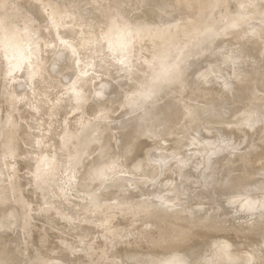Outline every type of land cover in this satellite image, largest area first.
Masks as SVG:
<instances>
[{
    "label": "rangeland",
    "instance_id": "rangeland-1",
    "mask_svg": "<svg viewBox=\"0 0 264 264\" xmlns=\"http://www.w3.org/2000/svg\"><path fill=\"white\" fill-rule=\"evenodd\" d=\"M199 1L200 0H193L192 2L191 0L188 3V0H0V65L3 62L5 63L4 68H2L3 71H0V130H3L8 125V133L7 130L4 129V132L6 131L8 135L0 131L1 142L2 140L4 141L5 137L12 135V133L14 135L10 136V139L6 138L9 140L8 144L0 142V144L5 145H0V150L2 147H5L4 149L2 148L4 151H0V193L2 188H6L4 192L7 193L6 197L8 198L7 201L5 197L4 202L7 203L5 204L0 197V203L1 205L4 203L3 206H1L2 208L5 207L7 209L9 206V213H11L14 208L17 211L29 204V210L30 208H34L36 211L35 214L37 215L35 216L32 209L31 212H28V208L25 210L27 206L23 208V211H17L18 213L14 210V213H11L13 217L9 214V219L10 217L12 219L7 220L9 226L14 222V225L12 224L13 228L11 227L12 225L10 226L12 230L8 228L9 226L7 227V229H10L8 231L11 233L8 232L6 235L5 233L7 230L5 228L3 229V227L1 228L3 231L0 230L3 232H0V244H2L0 247H6L5 249L7 250L9 249L7 247H12L11 251L15 250L16 252H20H8L10 253V257L15 256L13 257L15 258L14 264H16V259L21 264V261H24L23 258L25 255L23 254L29 250V244L24 242V246V243L22 244L21 242L24 239L22 235L24 236L25 233L28 235L27 240L31 244L30 248L33 246L31 250L37 249L33 251V254L36 253L39 256L44 254V256L48 257L54 264H129L130 262L128 263V261H132L131 264H133V262L137 264L134 259L126 258V248L133 252L142 253L141 250L144 249L143 247L148 246L146 242L148 241L147 239H150L153 233L156 232L155 226L160 227L161 224L163 226V224L166 225L168 222V224H171L170 226L174 227L173 232L175 233H173V235L176 236L175 240H173L174 236H172L173 241L171 240L174 243V248L177 247L174 252L177 254L181 251L179 253L181 254L183 250V252L189 250L188 255L191 257V261H185L186 264H193V262L200 263V259L198 260V257H194L193 255L194 252L196 253V250L199 249L201 253H206L207 256L209 253L210 258L212 256L211 259H215L214 264L219 263L217 261H220L221 264H225V262L226 264H230V261L222 257L220 253L225 246L229 248L230 244H232L234 248L233 249L231 246V250H245L248 254L250 253L249 255L252 257L247 256V253L244 255L252 260L251 264H264V238L262 236L256 238L250 237L255 236V233L257 234L259 231L264 233V227L263 229L260 227L262 223L264 225V101L261 100L264 99V32L261 31L262 27L264 29V7L261 9V4L264 5V1L260 0L263 2L261 3L259 0H234L231 1V3L230 0H221L224 2H221V4L219 2L220 0H212L218 3L216 7H214L215 9L213 8L215 3L211 2V0H203L211 3L209 6L208 3L206 4L204 2L206 4L204 5L202 0ZM226 3H229L230 6H226ZM223 4H226V7ZM162 5H164V9ZM197 5L198 7L206 6V9H204V7L201 8V10L204 9L205 11H208V7L212 6L210 14L212 12L214 14L212 13V15H210L209 13H204V10H202L204 12L201 14V10L197 8ZM221 6L225 9H222ZM220 7L221 10H223L221 11L223 14L218 12V10L220 11ZM216 10L218 14H216ZM245 10H248L249 16L245 13ZM242 11L244 12L242 13ZM249 11L253 13L250 12V14ZM244 13L248 17L245 16ZM208 14L209 16H207ZM242 17L247 18V21ZM254 17L255 19H253ZM219 19H221V22ZM239 22L242 23H240L243 26L242 28L240 24V26H236ZM247 22H249V24ZM243 23L246 24V26L243 25ZM169 24H172L173 27H170ZM164 25L168 30L170 29V34L167 28H164ZM223 26H225V28H223ZM251 26L253 27L252 30ZM234 27L236 29H234ZM171 28H174V30ZM210 29L212 31H210ZM215 29H218L220 32H214V34L213 31H215ZM259 29L261 31L260 33ZM166 31L167 33L165 35ZM203 32L205 34L210 32L212 35L209 33L210 35L208 34L206 38ZM233 32L235 34H233ZM245 32L247 37H245ZM171 33L174 37H172ZM200 33L204 36L201 37ZM168 34L169 36L171 35L170 37L172 39L170 37L167 38ZM199 37L202 39L201 43L199 42ZM203 39H207L206 41L208 42ZM197 43L202 46H199ZM203 43L206 45L204 46ZM196 46L201 48H195ZM176 47L181 53L178 51L176 53ZM196 49L198 50L196 51ZM188 51L192 56H189L190 53ZM168 54L171 55L168 56ZM172 55L175 57H172ZM242 56L243 58H241ZM171 59L173 61H170ZM201 60H206L208 65L204 67L201 74H199L201 76L200 79L198 78L197 80V73L194 70ZM164 62H167V65ZM170 62L173 63V65L170 64ZM64 64L66 72L68 71L67 73L65 72V68H63ZM61 65L63 71H60ZM217 68L218 70L222 69L223 72H227L226 74L231 76V84H233L232 90L236 93L235 99L231 95H227L226 90L229 88L226 84V79L216 78L215 74L211 76L207 74L209 70ZM179 69H182V71ZM58 70L60 71L59 73L63 72L64 74H61L67 77L52 74L54 71L58 72ZM251 71L256 73V75H254L256 78H249L251 77L249 73ZM9 73L13 75H9ZM6 74L7 77L14 76L15 78H12L15 82L8 85L7 81H5ZM240 74L247 76L246 79H243ZM23 75L27 77L24 78ZM164 75H168L173 83L171 82L168 85L162 84L161 87L160 84ZM19 77H21V81L18 80ZM68 77L71 78L69 81L66 80ZM209 77L211 79H207ZM26 78L28 79L24 82ZM195 83L197 84L196 87L193 86ZM19 84H21V86H19ZM22 84H24L25 88ZM189 86L194 87L193 92H190ZM21 87L25 90H20L22 89ZM111 88L114 92L109 94L110 91H112ZM99 90L100 92L98 93ZM19 92L20 95H18ZM7 97L10 98L9 101L6 100ZM211 98L213 99L211 100ZM11 100L13 102H11L12 104L10 103V105L9 102ZM217 101L219 104L222 102L224 105L218 106ZM193 103L196 104L192 105ZM203 103L207 104L209 108L202 106ZM198 104H202L201 106L204 107L203 109L206 107V109H209L212 113H208L206 109L202 110V107L199 108L200 106ZM170 106H177L179 109V114L176 117H171L166 114L167 108ZM210 106H212V108H210ZM217 106L219 109H217ZM193 107L195 109L197 107L198 111H194L193 109L192 112H189V109ZM242 107H247L244 109L245 112ZM260 107L262 109H260ZM246 109L250 111L249 115L246 116L247 119L244 115L245 113L248 114ZM142 110H146V112L139 115ZM12 111L14 113H12ZM193 111L195 115H192L194 114ZM201 111L205 114L201 113ZM196 112H198L199 115H197ZM12 115H15L18 119H15V116ZM215 115L220 124L213 118L216 117ZM242 115L245 121L248 120V123L241 118ZM200 116L205 118L208 116V118L198 119ZM10 117L12 122H10ZM136 117L137 119L134 123H131L132 125H127L129 120L131 121ZM209 117L212 121L209 120ZM218 117L219 119H223L219 120ZM7 118L8 120H6ZM238 119L243 122H240ZM184 120H186V122ZM6 121L9 122L4 123ZM183 122L184 124H179ZM242 123H247V125ZM14 125H16V129H14ZM17 125H19V129H17ZM177 125H179V127H177ZM182 125L185 126L182 127ZM217 125H219V127ZM241 125L243 127H241ZM20 126L23 129L20 128ZM10 127L15 131H11L12 129ZM233 127H235V130ZM237 127H240V129ZM9 128L11 133H9ZM152 129L156 130L158 134H152V136L149 132V130L152 131ZM17 130L22 131L18 132ZM170 131L171 135L169 133L170 136L168 135L166 138V135ZM133 134L135 137H131ZM144 134L146 136L149 135L148 139L143 136ZM2 135H5L4 139ZM150 137L151 140L152 137H157L159 141L157 142V140H155L156 138H153V141H151L149 139ZM141 138L150 140L148 141L149 143L145 140V145L147 143H155V141L156 144L153 143L151 146L147 144L150 146L149 149L147 145L146 147H141L144 142ZM160 138L164 139L162 140ZM191 144L192 146H190ZM132 147L135 148V153V150L138 149L137 154L133 153ZM59 149L64 152L61 151V154ZM23 152L26 154L27 159H23L22 161L21 156L25 155ZM58 155L59 158H56ZM60 155H63L64 158L66 156L67 161L72 158L70 161L72 163L76 162L74 167L71 168L68 162L67 165H64L66 162L62 163L64 158H60ZM30 158L34 160L31 161ZM117 158L120 162L123 161L121 163L127 165L128 169L125 165L123 168L122 164L117 162ZM131 158L134 160L137 159L135 160L136 162L138 161L136 164L140 162L138 167L134 164L138 170L140 164L141 167L143 164V168L138 172L129 173L135 170L131 169L129 171V168H131L130 166L135 167L132 164L133 161L129 162L132 160ZM57 159L63 160L62 162L59 160V162ZM253 160L258 161L253 163ZM125 161L127 162L124 163ZM165 165L166 168H168V166L171 167L173 171L170 172L168 171L170 168H165L166 171L164 172L163 170L162 173V169H164ZM262 165L263 167H261ZM67 166L70 168L64 169ZM121 166L123 170H121ZM93 167L94 170L92 169ZM85 170L86 172H84ZM100 170H104L103 174H101L102 172ZM65 171L66 173H64ZM82 172L85 173V176L87 175V179L81 177L83 174ZM96 172L99 173L100 176L95 174ZM21 174L23 177L20 176ZM17 176L19 177L17 178ZM33 176L37 178H33L32 180ZM38 176L40 178H38ZM224 176H228V180L221 183V178ZM239 176L240 179L238 178ZM241 177L243 178L241 179ZM19 179H21V183ZM36 179H38L37 182ZM96 179L97 181H95ZM149 180H151V184ZM17 181L18 184H16ZM32 181L36 184L42 182L44 186L42 187L41 183L35 186L36 184ZM251 181L253 182L251 183ZM96 182H98V186ZM247 182L250 186H248L249 184ZM21 184L23 187H21ZM109 184L111 188L108 186ZM32 185L34 186V190ZM92 185L94 186L92 187ZM9 186H12V188H9ZM115 186L116 189H114ZM21 188H23L24 191ZM94 188H96V190H94ZM16 189L23 191L24 199L22 197L18 199L21 193ZM9 190H13V193ZM86 190H88V192L89 190L93 191L89 193H94V196L92 195L91 198L88 192L89 195H87V193L85 194ZM97 190L100 191V193ZM103 190L106 192L105 194ZM154 190L157 191L155 192ZM95 191H97V193H95ZM257 191H262V194ZM8 192H10L12 196ZM242 192L245 194L243 195ZM252 192L253 194L255 193V197L259 196L260 198L256 199L252 196ZM30 193H32V195ZM246 193L250 199L246 197ZM230 194L233 195L234 198L238 196L239 204L244 207L242 206V208H239L240 205L236 204L237 198L236 201L234 198L226 200L229 204V200H231L234 206L227 204L224 197ZM240 194H242V196H240ZM8 196H11L10 199ZM251 197L254 198L251 199ZM93 198L95 200L94 203L92 202ZM185 199L186 203L189 202L190 204H181V206H179L174 204L175 201H171L176 200L179 201L177 203L180 204V202L185 203L182 202ZM242 199L246 201L249 208L243 203L244 200ZM258 199L260 201L262 200L263 203L262 201L260 203ZM22 200L25 201L23 202ZM168 200L171 202L169 203ZM249 200L253 201L250 202ZM15 201L16 203L18 201L22 202L21 204L18 202L21 207L20 209H18L19 205L15 204ZM222 201L225 206L223 203L222 205L220 204ZM13 203L18 208L15 206L13 208ZM251 203L255 205H251ZM258 203L263 206L261 207ZM22 204L25 205L22 206ZM195 205L197 207H195ZM237 205L239 207L236 208L235 206ZM254 206H256V208ZM250 207L251 209L253 208L254 211L250 210ZM240 209L241 212L239 211ZM255 209L256 211L260 209L259 214H263L259 215L257 213L258 211L256 212ZM206 210L208 212H206ZM249 210L253 214H251ZM19 213L20 215L18 216ZM29 213H31L32 216H30ZM200 213H204V215L202 216ZM24 214L27 216V220L31 218L30 221L24 218V221H27L26 223L29 222V231L31 232L28 231V224L21 221L23 217H26ZM197 214L201 216H197ZM213 214L216 217H214ZM189 215H191V217ZM14 216L16 219L20 220H18L16 224ZM17 216L23 217H20V219L17 218ZM210 217L212 220H210ZM47 218L48 220H45ZM216 218L220 220L218 221ZM38 219L46 224L39 223ZM43 220L45 221L43 222ZM193 220H195L194 223ZM48 221L50 223H48ZM150 221H155V224L152 222V225L154 224L153 231H155L152 232L151 230V233L148 228H145ZM216 222H218V224ZM31 223L32 225L34 224V226H32ZM56 223H60V225ZM259 223L260 225H258ZM15 225L18 229L14 227ZM21 225L27 226L28 229ZM20 226L23 228V230L21 228L22 232H24L23 234L19 230ZM177 226L179 227L178 229H176ZM187 226L191 227L188 228ZM253 231L254 235H252ZM131 232L134 233L132 234ZM148 232L151 235L146 238L149 235ZM176 232H178V235H176ZM3 235L6 237L8 236L7 239ZM2 236L3 239L1 238ZM128 236L130 238H128ZM227 237L233 238V240ZM18 238L19 240L21 238L23 239L18 241ZM94 240H98V242L95 241V243ZM120 241L121 244L119 243ZM177 241L181 243L180 246H178ZM224 241H226V244L230 243L225 245ZM231 241H233V243H231ZM7 242H9V244L11 243V245ZM16 242H18V244ZM19 242H21V244ZM211 242L215 243L212 244ZM5 243L9 246H7V244L5 245ZM160 243L161 245H158V247L166 246L165 243L167 242L160 241ZM218 243H221L222 246L220 244L218 245ZM15 244H20V246H16ZM223 244L225 245L224 247ZM22 245L26 248V251ZM217 245L221 247L219 248ZM21 246L25 253L23 250H20ZM182 246L187 250L181 248ZM214 246L220 251L218 252L216 247L213 248ZM17 247L19 248L17 249ZM202 247H204V250H201ZM211 247L213 248V251H211L212 253L208 250ZM146 250L140 255L143 257H150V250ZM207 250L209 252H207ZM6 251L3 253H7ZM22 251L23 253L21 254ZM121 251L125 253L123 254ZM145 251L149 253L147 254L149 256L146 255ZM168 252L169 251L161 252L160 255L165 253L167 255H164L168 256ZM214 252L216 254H214ZM14 254L17 256L19 255L21 258ZM89 254L91 255L90 259L88 257L90 256ZM170 254L173 253H169V255ZM124 256L125 258H123ZM217 257L219 259L216 260ZM220 259H222V261L224 260L223 263ZM86 260L88 262H86ZM152 262L153 261H150V264H154V262ZM162 262L165 263V261Z\"/></svg>",
    "mask_w": 264,
    "mask_h": 264
},
{
    "label": "bare ground",
    "instance_id": "bare-ground-1",
    "mask_svg": "<svg viewBox=\"0 0 264 264\" xmlns=\"http://www.w3.org/2000/svg\"><path fill=\"white\" fill-rule=\"evenodd\" d=\"M190 1H191V0H188V3H189ZM200 1H201V0H200ZM200 1H199V2H200ZM202 1H203V0H202ZM205 1H206V0H205ZM205 1H203V4H204V5H206V4L208 3V6H209V4H211V3H209V2H205ZM207 1H208V0H207ZM214 1H215V0H214ZM214 1L211 0V2H214ZM216 1H219V0H216ZM223 1H226V0H223ZM231 1H234V0H230V2H231ZM257 1H258V0H257ZM259 1H260V0H259ZM263 1H264V0H263ZM120 2H121V1H120ZM184 2H185V1H184ZM192 2H193V0H192ZM199 2H198V4H199ZM204 2H205L206 4H205ZM219 2L221 3L222 1L220 0ZM230 2H229V3H230ZM260 2L263 3L262 1H260ZM185 3H186V2H185ZM195 3H196V2H195ZM214 3H215V2H214ZM214 3H213V4H214ZM222 3H224V2H222ZM222 3H221V4H222ZM229 3H226L227 5H226V4H223V5H224V6H225V5H226V6H230ZM231 3H232V2H231ZM116 4H117V3H116ZM118 4H119V3H118ZM120 4H121V3H120ZM200 4H201V3H200ZM216 4H218V3H215V6H213V8L216 7ZM179 5H180V4H179ZM195 5H196V4H195ZM223 5H222V6H223ZM259 5H260V4H259ZM119 6H120V5H119ZM202 6H203V5H202ZM217 6H218V5H217ZM219 6H220V4H219ZM222 6H221V7H222ZM226 6H225V7H226ZM242 6H243V5H242ZM261 6H262L261 9H262V8L264 7V5L261 4ZM203 7H204V6H203ZM203 7H198V5H197V8H200V10H201V8H203ZM205 7H206V6H205ZM205 7H204V9H206ZM221 7H220V11H219L218 9H217V10H218V12H220V13L223 14V12H221V11H223V10H221ZM258 7H259V6H258ZM162 8H163V9L165 8L164 5H162ZM208 8H209V9L211 8L210 10L208 9L209 12H208L207 10H206V11H207V12H206L204 9H202V10H204L205 12L201 10V14H202V12H204V13H209V14H210V11H212V6H210V7H208ZM240 8H241V7H240ZM245 8H246V7H245ZM121 9H122V7H121ZM214 9H215V8H214ZM222 9H225V8L222 7ZM232 9H233V7H232ZM247 9H249V8H247ZM179 10H180V9H179ZM197 10H199V9H197ZM217 10H216V14H218ZM259 10H260V9H259ZM239 11H240V10H239ZM246 11H247V12H246ZM254 11H255V10H254ZM256 11H257V10H256ZM47 12H48V11H47ZM199 12H200V11H199ZM240 12H241V11H240ZM243 12H244V11H242V13H243ZM250 12H252V11H249V13H250ZM257 12H258V11H257ZM262 12H263V11H262ZM204 13H203V14H204ZM212 13H213V12H212ZM212 13H211L210 15H212ZM245 13L248 14V10H245ZM245 13H244V14H245ZM252 13H253V12H252ZM197 14H198V13H197ZM209 14H208L207 16H209ZM213 14H214V13H213ZM233 14H234V13H233ZM246 14H245V16H247ZM250 14H251V13H250ZM255 14H256V13H255ZM255 14H253V15H255ZM261 14H262V13H261ZM204 15H205V14H204ZM227 15H229V14H227ZM202 16H203V15H202ZM207 16H206V17H207ZM248 16H249V14H248ZM248 16H247V17H248ZM250 16L253 17L252 15H250ZM256 16H257V14H256ZM203 17H204V16H203ZM206 17H205V18H206ZM197 18H198V17H197ZM242 18L245 19V20L247 21V18H245V17H242ZM201 19H202V18H201ZM208 19H209V18H208ZM248 19H249V18H248ZM251 19H252V18H251ZM253 19H255V17H254ZM253 19H252V21H253ZM192 20H193V19H192ZM219 20H220V22H221V19H219ZM239 20L242 21L241 19H239ZM245 20H244V22H245ZM260 20H261V19H260ZM182 21H184V20H182ZM182 21H181V23H182ZM213 21H214V20H213ZM216 21H217V20H216ZM223 21H224V20H223ZM232 21H233V20H232ZM237 21H238V20H237ZM248 21H250V20H248ZM184 22H185V21H184ZM204 22H205V20H204ZM208 22H209V20H208ZM220 22H219V23H220ZM257 22H258V21H257ZM259 22H260V21H259ZM263 22H264V21H263ZM186 23H187V20H186ZM206 23H207V22H206ZM209 23H210V22H209ZM240 23H241V22H239L236 26H238ZM247 23L249 24V22H247ZM161 24H162V23H161ZM163 24H164V23H163ZM241 24H242V23H241ZM241 24H240V25H241ZM262 24H263V23H262ZM3 25H4V23H3ZM144 25H145V24H144ZM206 25H207V24H206ZM211 25H212V24H211ZM223 25H224V24H223ZM240 25H239V26H240ZM243 25L246 26V24H244V23H243ZM164 26H165V25H164ZM164 26H162V27H164ZM169 26H170V27H173L172 24H169ZM169 26H168V27H169ZM209 26H210V25H209ZM226 26H227V25H226ZM247 26H248V25H247ZM170 27H169V28H170ZM194 27H195V26H194ZM217 27H218V26H217ZM221 27H222V26H221ZM240 27L242 28L243 26L241 25ZM240 27H239V28H240ZM258 27H260V26H258ZM164 28H167V27L165 26ZM174 28H175V26H174ZM174 28H171V29L174 30ZM213 28H214V27H213ZM219 28H220V27H219ZM219 28H218V29H219ZM223 28H225V26H223ZM223 28H222V29H223ZM231 28H232V27H231ZM188 29H189V28H188ZM198 29H199V28H198ZM200 29H201V28H200ZM203 29H204V28H203ZM218 29H217V30H218ZM220 29H221V28H220ZM220 29H219V30H220ZM227 29H229V28H227ZM232 29H233V28H232ZM234 29H236V28L234 27ZM248 29H250V28H248ZM248 29H247V30H248ZM252 29H253V27L251 26V30H252ZM109 30H110V29H109ZM167 30H168V28H167ZM169 30H170V29H169ZM169 30H168V33L171 32V31H169ZM179 30H180V29H179ZM190 30H192V29H190ZM193 30H194V29H193ZM208 30H209V29H208ZM213 30H214V29H213ZM217 30L215 29V31H213V33H214V32H215V33H216V32H220L219 30H218V31H217ZM247 30H246V31H247ZM256 30H257V29H256ZM263 30H264V29H263V27H262V30H261V31L264 32ZM180 31H181V30H180ZM194 31H195V30H194ZM204 31L207 32L206 30H204ZM210 31H212V30L210 29ZM222 31H224V30H222ZM240 31H241V29H240ZM248 31H249V30H248ZM261 31H260V29H259V33H260ZM5 32H6V31H5ZM110 32H111V31H110ZM173 32H174V31H173ZM235 32H237V31H235ZM256 32H257V31H256ZM166 33H167V31L165 32V35H166ZM184 33H185V32H184ZM189 33H190V32H189ZM192 33H193V31H192ZM198 33H199V31H198ZM209 33H210V32H209ZM209 33H208V34H209ZM215 33H214V34H215ZM224 33H225V32H224ZM15 34H16V33H15ZM169 34H170V33H169ZM169 34H168L167 38L170 37V36L172 35V33H171L170 36H169ZM178 34H179V32H178ZM178 34H177V35H178ZM200 34H201L200 36L202 37V36H204L203 34H205V33L203 32V34H202V33H200ZM208 34L206 33V34H205L206 36H204V37L207 38V35H208ZM210 34H211V33H210ZM210 34H209V35H210ZM230 34H231V36L233 37V35H232L231 32H230ZM233 34H235V33L233 32ZM245 34H246V32H245ZM257 34H258V33H257ZM108 35H109V33H108ZM175 35H176V34H175ZM182 35H183V34H182ZM193 35H194V34H193ZM198 35H199V34H198ZM211 35H212V34H211ZM219 35H220V34H219ZM223 35H224V34H223ZM242 35H243V33H242ZM255 35H256V34H255ZM255 35H254V36H255ZM12 36H13V35H12ZM16 36H17V35H16ZM258 36H259V35H258ZM261 36H262V33H261ZM261 36H260V37H261ZM172 37H174V35H172ZM182 37H183V36H182ZM201 37H199L200 41L198 40L200 43L202 42ZM209 37L213 38L212 36H209ZM240 37H241V35H240ZM245 37H247V34L245 35ZM245 37H244V38H245ZM251 37H252V36H251ZM14 38H16V37H14ZM170 38H171V37H170ZM175 38H176V37H175ZM185 38H186V37H185ZM261 38H263V37H261ZM261 38H260V39H261ZM104 39H105V38H104ZM171 39H172V38H171ZM176 39H177V38H176ZM182 39H183V38H182ZM239 39H240V38H239ZM263 39H264V38H263ZM112 40H113V39H112ZM178 40H179V39H178ZM203 40H204V39H203ZM206 40H207V39H206ZM206 40H204V41H206ZM171 41H172V40H171ZM191 41H192V40H191ZM191 41H190V42H191ZM208 41H209V38H208ZM208 41H206V42H208ZM211 41H212V40H211ZM216 41H217V40H216ZM196 42H197V41H196ZM185 44H186V43H185ZM189 44H190V43H189ZM191 44H192V43H191ZM197 44H198L199 46H202V45L199 44V43H197ZM197 44H196V45H197ZM165 45H166V44H165ZM174 45H175V44H174ZM203 45L205 46L206 44L203 43ZM194 46H195V45H194ZM194 46H193V47H194ZM199 46H196L195 48H197V47H199ZM177 47H179V46H177ZM177 47L175 48V49H176V53H177V51H178V50H177ZM187 47H188V46H187ZM191 47H192V46H191ZM188 48H189V47H188ZM188 48H186V49H188ZM199 48H201V47H199ZM199 48H198V49H199ZM203 48H204V47H203ZM179 49H180V48H179ZM198 49H196V51H197ZM180 50H181V49H180ZM190 50H191V49H190ZM206 50H207V49H206ZM173 51H174V49H173ZM191 51H192V50H191ZM194 51H195V50H194ZM178 52H180V51H178ZM182 52H183V51H182ZM188 52H189V51H188ZM208 52H209V51H208ZM233 52H234V51H233ZM180 53H181V52H180ZM189 53H190V52H189ZM192 53H193V52H192ZM196 53H197V52H196ZM171 54H172V52H171ZM171 54H168V56H170ZM178 54H179V53H178ZM183 54H184V53H183ZM185 54H186V52H185ZM64 55H65V54H64ZM180 55H182V54H180ZM193 55H194V54H193ZM178 56H179V55H178ZM178 56H177V57H178ZM182 56H184V55H182ZM187 56H188V55H187ZM189 56H192L191 53H190ZM197 56H198V55H197ZM260 56H261V55H260ZM172 57H175V56L172 55ZM194 57H195V56H194ZM167 58H168V57H167ZM187 58H188V57H187ZM191 58H192V57H191ZM197 58H198V57H197ZM241 58H243V56H242ZM172 59H173V58H172ZM172 59H171L170 61H173ZM176 59H177V58H176ZM184 59H185V58H184ZM188 59H190V58H188ZM192 59H193V58H192ZM186 61H187V60H186ZM231 62H232V61H231ZM164 63H165V62H164ZM166 63H167V62H166ZM166 63H165V64H166ZM183 63H184V62H183ZM170 64L173 65V63H171V62H170ZM253 64H254V63H253ZM166 65H167V64H166ZM168 65H169V62H168ZM206 65H208L207 62H206V60H201V61L198 63L197 67H196L195 70H194V71L197 73V75H196L197 80H198V78L200 79L201 76H200L199 74H201V72L203 71L204 67H206ZM4 66H5V63L3 62V63L0 65V71L2 70V68H4ZM56 66H57V65H56ZM56 66H55V67H56ZM51 67H52V66H51ZM166 67H167V66H166ZM53 68H54V67H53ZM60 68H61L60 71H61V70L63 71V69H62V65L60 66ZM63 68H65V64L63 65ZM162 68H163V67H162ZM234 68H235V67H234ZM260 69H261V68H260ZM19 70H20V69H19ZM19 70H18V71H19ZM50 70H51V68H50ZM56 70H57V69H56ZM163 70H164V69H163ZM179 70L182 71V69H179ZM2 71H3V70H2ZM2 71H1V72H2ZM60 71H59V70H58V72L54 71L52 74L57 75V76H60V75L64 74L63 72H61L62 74L59 73ZM187 71H188V70H187ZM19 72H20V71H19ZM19 72H18V73H19ZM65 72H66V68H65ZM67 72H68V71H67ZM67 72H66V73H67ZM165 72H167V71H165ZM233 72H234V71H233ZM66 73H65V74H66ZM226 73H227V72H226ZM226 73L223 72L222 69H221V70H220V69L218 70V68H217V69H211V70H209L207 74L210 75V76H211L212 74H215V77H216V78H220V79L224 78V79H226V84H227V86H228V88H229V89L226 90L227 95H228V96L231 95V96L235 99V97H236V96H235L236 93H235L234 90H232V85H233V84H231V76H229V75L226 74ZM249 73L251 74V77H249V78H256V76H254V75H256V73H255L254 71H253V72L251 71V72H249ZM243 74H244V73H243ZM243 74H240V75L242 76L243 79H246L247 76H243ZM9 75H13V74H10V73H9ZM15 75H16V74H15ZM17 75H18V74H17ZM247 75H248V74H247ZM18 76H19V75H18ZM23 76H24V75H23ZM62 76H63V75H62ZM65 76H66V75H64L63 77H65ZM227 76H228V77H227ZM241 76H240V77H241ZM6 77H7V74H6V76H5V81H7L8 85H9L10 83H14V82H15V81L13 80V78H15L14 76H12L13 78L10 77V76L7 77V78H6ZM21 77H22V75H21ZM21 77H19L18 80L21 81ZM25 77H27V76H24V78H25ZM66 77H67V76H66ZM186 77H188V76H186ZM17 78H18V77H17ZM181 78H182V77H181ZM242 78H241V79H242ZM22 79H23V77H22ZM27 79H28V78L24 79V82H25V80L27 81ZM65 79H66V78H65ZM70 79H71V78L68 77L66 80L69 81ZM207 79H211V78L209 77V78H207ZM15 80H17V79H15ZM160 80H161V79H160ZM186 81H187V80H186ZM65 82H66V81H65ZM138 82H139V81H138ZM156 82H157V81H156ZM171 82H172V81L170 80L169 76H168V75H164V76L162 77V80H161V84H160V85H161V87H162V84L168 85V84H170ZM172 83H173V82H172ZM244 83H245V82H244ZM22 85H23V87H24V84H22ZM256 85H257V84H256ZM19 86H21V84H19ZM67 86H69V85H67ZM67 86H66V87H67ZM154 86H155V85H154ZM193 86L196 87L197 84L195 83ZM193 86H189L190 92H193V91H194V87H193ZM23 87H21L22 89H20V90H25V89H23ZM112 87H113V86H112ZM165 87H166V86H165ZM6 88H7V85H6ZM19 88H20V87H19ZM19 88H18V89H19ZM24 88H25V87H24ZM68 88H69V87H68ZM235 88H236V87H235ZM66 89H67V88H66ZM111 89H112V88H111ZM69 90H70V88H69ZM100 90H101V89H100ZM100 90L98 91V93L100 92ZM139 90H140V89H139ZM151 90H152V89H151ZM23 92H24V91H23ZM66 92H67V91H66ZM113 92H114V90L112 89V91H110L109 94H112ZM24 93H25V92H24ZM253 93H254V91H253ZM171 94H172V93H171ZM189 94H190V93H189ZM244 94H245V93H244ZM18 95H20V92H19ZM21 95H22V92H21ZM158 95H159V94H158ZM167 95H168V94H167ZM169 95H170V94H169ZM185 95H186V94H185ZM240 95H241V94H240ZM2 96H3V95H2ZM77 96H78V95H77ZM188 96H189V95H188ZM214 96H215V95H214ZM222 96H223V95H222ZM9 97H10V96H9ZM9 97H7V99H6L7 101L10 100ZM105 97H106V96H105ZM258 97H259V96H258ZM8 98H9V99H8ZM205 98H206V97H205ZM207 98H208V97H207ZM209 98H210V97H209ZM213 98H214V97H213ZM213 98H211V100H212ZM251 98H252V97H251ZM262 98H263V97H262ZM11 99H12V98H11ZM76 99H77V98H76ZM188 99H189V97H188ZM249 99H250V98H249ZM249 99H248V100H249ZM252 99H253V98H252ZM209 100H210V99H209ZM209 100H208V102H209ZM211 100H210V101H211ZM250 100H251V99H250ZM261 100L264 101V99H261ZM1 101H2V100H1ZM59 101H60V100H59ZM77 101H78V100H77ZM83 101H84V100H83ZM192 101H193V100H192ZM258 101H259V100H258ZM11 102H13V101L11 100V101L9 102V104H10ZM81 102H82V101H81ZM217 102H218V101H217ZM220 102H221V101H220ZM242 102H243V101H242ZM78 103H79V101H78ZM191 103H192V102H191ZM209 103H210V102H209ZM214 103H215V102H214ZM11 104H12V103H11ZM11 104H10V105H11ZM82 104H83V103H82ZM195 104H196V103H195ZM195 104L193 103L192 105H195ZM204 104H205V103H203V105H202V104H201V105H202V106H206V107H208L207 104H205V105H204ZM222 104H223L222 102H221V104H219V102H218V106H219V105H222ZM226 104H227V103H226ZM260 104H261V103H260ZM260 104H259V105H260ZM198 105L200 106V107L198 106L199 108L202 107L200 104H198ZM209 105H210V104H209ZM213 105H215V104H213ZM223 105H224V104H223ZM2 106H3V105H2ZM189 106H190V105H189ZM218 106H217V109H219ZM243 106H244V105H243ZM194 107H195V106H194ZM194 107H193L192 109L190 108L191 111H190V109H189V112H192L193 109H194V111H198V108L196 107V109H197V110H196ZM206 107H205V109H206ZM215 107H216V106H215ZM215 107H214V108H215ZM220 107H221V106H220ZM225 107H226V105H225ZM247 107H248V106H247ZM247 107H245V108H247ZM253 107H254V106H253ZM255 107H256V106H255ZM203 108H204V107H202V110H205V109H203ZM208 108H209V107H208ZM210 108H212V106H210ZM242 108H243V111H244L245 108H244V107H242ZM251 108H252V107H251ZM258 108H259V107H258ZM5 109H6V108H5ZM260 109H262V108L260 107ZM84 110H85V109H84ZM113 110H114V109H113ZM199 110H200V109H199ZM206 110H207L208 113H212L211 111H209V109H206ZM220 110H221V109H220ZM222 110H223V109H222ZM246 110H247V109H246ZM249 110H250V109H249ZM3 111H4V110H3ZM194 111H193V112H194ZM212 111H213V110H212ZM241 111H242V110H241ZM78 112H79V111H78ZM93 112H94V111H93ZM145 112H146V110H142V111H140V114H139V115H142V114H144ZM150 112H151V111H150ZM205 112H206V111H205ZM244 112H245V111H244ZM247 112H248V114H246V113L244 114L246 119H247L246 116L249 115V112H250V111L247 110ZM10 113H11V112H10ZM12 113H14V112L12 111ZM15 113H16V112H15ZM137 113H138V112H137ZM196 113H197V115H199L198 112H196ZM201 113H204V112L201 111ZM239 113H240V112H239ZM242 113H243V112H242ZM81 114H82V113H81ZM166 114H167L168 116H171V117H172V116H175V117H176V116L179 114V109L177 108V106H176V107H175V106H170L169 108H167ZM204 114H205V113H204ZM204 114H202V115H204ZM206 114H207V113H206ZM240 114H241V113H240ZM192 115H195V112H194V114H192ZM200 115H201V114H200ZM209 115H210V114H209ZM213 115H214V112H213ZM8 116H9V115H8ZM8 116H7V117H8ZM10 116H11V115H10ZM12 116H15V115H12ZM77 116H78V115H77ZM215 116H216V115H215ZM239 116H240V115H239ZM242 116H243V115H242ZM242 116H241V118L244 119V116H243V117H242ZM252 116H253V114H252ZM2 118H3V117H2ZM13 118H14V117H13ZM16 118H17V117L15 116V119H16ZM89 118H90V117H89ZM202 118H203V119H207L208 116H207L206 118L200 116L198 119H202ZM213 118H214L215 120H217V116H216V117H213ZM213 118H212V119H213ZM253 118H254V117H253ZM256 118H257V117H256ZM17 119H18V118H17ZM82 119H83V118H82ZM136 119H137V117H136L135 119H132L131 121L129 120V122H128L127 125H130L131 123H134V122L136 121ZM184 119H185V118H184ZM218 119H219V117H218ZM221 119H223V118H220L219 120H221ZM225 119H226V118H225ZM225 119H224V120H225ZM231 119H232V118H231ZM239 119H240V118H239ZM239 119H238V120H239ZM260 119H261V118H260ZM6 120H8V118H7ZM11 120H12V119H11V117H10V122H12ZM182 120H183V119H182ZM209 120H210V117H209ZM215 120H214V122H216ZM224 120H223V121H224ZM249 120H250V116H249ZM257 120H258V119H257ZM184 121L186 122V120H184ZM203 121H204V120H203ZM210 121H212V120H210ZM217 121H218V120H217ZM223 121H220V122H223ZM226 121H227V120H226ZM239 121H240V122H243V121H241V120H239ZM244 121H245V119H244ZM247 121H248V120H247ZM247 121H245V122H247ZM251 121H252V119H251ZM259 121H261V120H259ZM7 122H9V121H6V122H4V123H7ZM14 122H15V121H14ZM142 122H143V121H142ZM180 122H181V121H180ZM224 122H225V121H224ZM240 122H239V123H240ZM255 122H256V121H255ZM255 122H254V123H255ZM0 123H1V122H0ZM16 123H17V122H16ZM16 123H15V124H16ZM211 123H212V122H211ZM218 123H219V121H218ZM226 123H227V122H226ZM247 123H248V122H247ZM247 123H246V124H245V123H242V124L247 125ZM252 123H253V122H252ZM106 124H107V122H106ZM179 124H184V122H183V123H179ZM193 124H194V122H193ZM216 124H217V122H216ZM219 124H220V123H219ZM240 124H241V123H240ZM10 125H11V123H10ZM107 125H108V124H107ZM131 125H132V124H131ZM250 125H252V124H250ZM15 126H16V125H14V129H16ZM180 126H181V125H180ZM183 126H185V125H182V127H183ZM186 126H187V125H186ZM208 126H209V125H208ZM217 126L219 127V125H217ZM238 126H239V125H238ZM7 127H8V125H7L4 129L7 130V129H8ZM17 127H18L17 129H19V125H17ZM175 127H176V126H175ZM177 127H179V125H177ZM177 127H176V129H177ZM241 127H243V126L241 125ZM250 127H251V126H250ZM250 127H249V128H250ZM10 128H11V127H10ZM10 128H9V131H10ZM20 128H22V127L20 126ZM126 128H127V127H126ZM233 128H234V130H235V127H233ZM237 128L240 129V127H237ZM237 128H236V129H237ZM4 129H3V130H0V131H3V133L7 134V133H8V130H7V133H6V131L4 132ZM11 129H12V128H11ZM22 129H23V128H22ZM121 129H122V128H121ZM127 129H128V128H127ZM173 129H174V127H173ZM115 130H116V128H115ZM258 130H259V129H258ZM11 131H15V130L12 129ZM11 131H10L9 133H11ZM17 131H18V130H17ZM17 131H16V132H17ZM21 131H22V130H21ZM21 131L19 130L18 132H21ZM99 131H100V130H99ZM99 131H98V132H99ZM128 131H129V130H128ZM171 131H172V130H171ZM171 131L168 132L167 135L165 134V135H166V138L168 137L169 133H170V135H171ZM173 131H174V130H173ZM236 131H237V130H236ZM100 132H101V131H100ZM149 132L151 133V135H152V134H154V135L158 134L157 131L154 130V129H152V131L149 130ZM0 133H1V132H0ZM14 133H15V132H14ZM72 133H73V132H72ZM150 133H149V135H150ZM172 133H173V132H172ZM238 133H239V131H238ZM145 134H147V133H145ZM145 134H144L143 136L146 137V138L148 139L149 135L146 136ZM240 134H241V132H240ZM7 135H8V134H7ZM7 135H6V136H7ZM9 135H10V134H9ZM125 135H126V134H125ZM130 135H131V134H130ZM170 135H169V136H170ZM4 136H5V135H2V138H3V139H4ZM10 136H14L13 133H12V135H10ZM10 136L5 137V139H6V138H9V139H10ZM123 136H124V135H123ZM143 136H142V138H143ZM152 136H153V135H152ZM100 137H101V136H100ZM126 137H127V136H126ZM131 137H135V135L133 134ZM158 137H159V136H158ZM98 138H99V137H98ZM114 138H115V136H114ZM114 138H113V139H114ZM123 138H124V137H123ZM142 138H141V139H142ZM153 138H156L155 140H157V137H152V140H151V137H150L149 139H150L151 141H153ZM5 139H4V141L2 140V142H4V144H8V141H9V140L6 139V140H7V141H6ZM106 139H107V138H106ZM115 139H116V138H115ZM128 139H129V138H128ZM147 139H145V138L142 139V141H144V142L142 143V145L145 143V140H146L147 142L150 141V140H147ZM160 139L163 140L164 138H160ZM193 139H194V138H193ZM5 141H6V143H5ZM42 141H43V140H42ZM142 141H141V142H142ZM158 141H159V139L157 140V142H158ZM0 142H1V139H0ZM2 142H1V143H2ZM112 142H113V140H112ZM129 142H130V141H129ZM141 142H140V143H141ZM164 142H165V141H164ZM14 143H15V142H14ZM74 143H75V142H74ZM148 143H149V142H148ZM148 143H147V144H148ZM153 143H154V142H153ZM153 143H152V144H153ZM191 143H192V141H191ZM4 144H0V145H4ZM93 144H94V143H93ZM133 144H134V143H133ZM136 144H137V143H136ZM147 144H146V145H147ZM152 144H148V145L151 146ZM154 144H156V141H155ZM114 145H115V143H114ZM139 145H141V144H139ZM139 145H137V146H139ZM142 145H141V147H146L145 144H144L143 146H142ZM148 145H147V146H148ZM4 146H5V145H4ZM13 146H14V145H13ZM64 146H65V144H64ZM109 146H110V145H109ZM150 146H148V149H149ZM190 146H192V144H191ZM96 147H99V146H96ZM114 147H115V146H114ZM134 147H135V145H134ZM2 148L4 149L5 147H2ZM2 148H1V150H2ZM63 148H64V147H63ZM66 148H67V147H66ZM83 148H84V147H83ZM89 148H90V147H89ZM132 148H133V147H132ZM135 148H136V147H135ZM135 148H133L132 150H133V153H134V154H137V152H138L137 150H138V149L135 150V151H136V153H135V152H134V149H135ZM137 148H138V147H137ZM139 148H140V147H139ZM12 149H13V148H12ZM61 149H62V148H61ZM64 149H65V148H64ZM77 149H78V148H77ZM94 149H95V148H94ZM180 149H181V148H180ZM180 149H179V150H180ZM1 150H0V151H1ZM9 150H10V149H9ZM91 150H92V148H91ZM146 150H147V149H146ZM146 150H145V151H146ZM183 150H184V149H183ZM2 151H4V150H2ZM2 151H1V152H2ZM61 151H63V150H61ZM61 151H60V149H59V152L62 154ZM122 151H123V150H122ZM147 151H148V150H147ZM181 151H182V150H181ZM1 152H0V153H1ZM63 152H64V151H63ZM131 152H132V151H131ZM23 153H24V152H23ZM23 153H21V154H23ZM115 153H116V151H115ZM24 154H25V153H24ZM117 154H118V153H117ZM125 154H126V153H125ZM131 154H132V153H131ZM35 155H36V154H35ZM113 155H114V154H113ZM128 155H130V154H128ZM146 155H147V154H146ZM148 155H149V154H148ZM60 156H61V155H60ZM67 156H68V155H67ZM130 156H131V155H130ZM134 156H135V155H134ZM261 156H262V155H261ZM55 157H56V156H55ZM62 157L64 158L63 155H62L60 158H62ZM119 157H120V156H119ZM7 158H8V157H7ZM21 158H22V161H23V159H27L26 154H25L24 156L22 155ZM56 158H59V155H58ZM85 158H86V157H85ZM122 158H124V157H122ZM133 158H135V157H133ZM259 158H260V156H259ZM262 158H263V157H262ZM31 159H32V158H30V160H31ZM35 159H36V158H35ZM45 159H46V158H45ZM67 159H68V157H67ZM71 159H72V158H71ZM71 159H70V160H71ZM117 159H118V158H117ZM124 159H125V158H124ZM131 159H132V158H131ZM131 159H128V160H131ZM260 159H261V158H260ZM33 160H34V159H33ZM33 160H31V161H33ZM57 160H58V159H57ZM59 160H60V159H59ZM59 160H58V161H59ZM62 160H63V159H62ZM62 160H60V161L62 162ZM65 160H66V156H65V158H64V161L62 162V163L66 162V163H64V165H67V162H68L69 165H71V166H70L71 168L74 167V164H75L76 162L72 163L70 160H69L70 162L67 161V160L65 161ZM83 160H84V159H83ZM86 160H87V159H86ZM110 160H111V159H110ZM121 160H123V159H121ZM125 160H126V159H125ZM135 160H137V159H135ZM135 160L132 159L131 161H129V162H132V161L135 162V163L132 162L133 166H135V167L130 166L131 168H129V171H130L131 169H132V170L135 169V170L132 171V172H131V171L129 172L128 170L125 169L127 172H129V173H133V172H134V173H135L136 171L138 172L139 170H141V168H143V164H142V167H141V164H140V167H139V170H138V168H136V165H137V167H138V165H139L140 162H139L138 164H136L138 161L136 162ZM149 160H150V159H149ZM169 160H170V159H169ZM173 160H174V159H173ZM55 161H56V160H55ZM55 161H54V162H55ZM60 161H59V162H60ZM170 161H171V160H170ZM250 161H251V160H250ZM253 161H254V160H253ZM257 161H258V160L254 161L253 163H256ZM262 161H263V160H262ZM35 162H36V161H35ZM112 162H114V161H112ZM117 162H118V163H121V162H123V161L120 162V160L118 159ZM126 162H127V161H125L124 163H126ZM263 162H264V161H263ZM55 163H57V162H55ZM118 163H117V164H118ZM153 163H154V162H153ZM261 163H262V162H261ZM121 164H122V163H121ZM134 164H136V165H134ZM165 164H166V162H165ZM169 164H170V163H169ZM106 165H107V164H106ZM124 165H125V164H124ZM124 165L122 164L123 168H124ZM129 165H131V164H129ZM163 165H164V164H163ZM4 166H6V165H4ZM34 166H35V165H34ZM122 166H121V168H122ZM125 166H126L127 169H128V166H127V165H125ZM167 166H168V165H167ZM31 167H32V166H31ZM70 167L67 166V167H65L64 169H66V168L68 169V168H70ZM81 167H82V166H81ZM162 167H163V166H162ZM181 167H182V166H181ZM261 167H263V165H262ZM29 168H30V167H29ZM34 168H35V167H34ZM123 168H122L121 170H123ZM165 168H166V165H165L164 169H162V173H163V170H164V172L166 171ZM168 168H170V169H168ZM168 168H166V169H168V171H170V172L173 171V170H171V167L168 166ZM185 168H186V167H185ZM241 168H242V167H241ZM255 168H256V167H255ZM87 169H88V168H87ZM92 169L94 170V167H93ZM96 169H97V168H96ZM136 169H137V170H136ZM152 169H153V168H152ZM152 169H150V170H152ZM174 169H175V168H174ZM178 169H179V168H178ZM35 170H36V169H35ZM35 170H34V171H35ZM155 170H157V169H155ZM88 171H89V170H88ZM88 171H87V172H88ZM95 171H96V170H95ZM100 171L102 172L101 174H103V171H104V170H100ZM100 171H99V172H100ZM179 171H180V170H179ZM19 172H20V171H19ZM84 172H86V170H85ZM89 172H90V171H89ZM157 172H159V171H157ZM176 172H177V171H176ZM38 173H39V171H38ZM64 173H66V171H65ZM69 173H70V172H69ZM82 173H83V172H82ZM144 173H145V172H144ZM144 173H143V174H144ZM168 173H169V172H168ZM168 173H167V174H168ZM18 174H20V173H18ZM95 174H98V175L100 176V174L97 173V172H96ZM138 174H139V173H138ZM143 174H142V175H143ZM145 174H146V173H145ZM145 174H144V176H145ZM150 174H151V172H150ZM172 174H173V173H172ZM172 174H170V175H172ZM14 175H15V174H14ZM64 175H65V174H64ZM83 175H84V176H83ZM93 175H94V174H93ZM164 175H165V174H164ZM232 175H233V174H232ZM240 175H241V174H240ZM20 176L23 177L22 174H21ZM139 176H140V175H139ZM176 176H177V175H176ZM234 176H235V175H234ZM236 176H237V175H236ZM18 177H19V176H17V178H18ZM78 177H79V176H78ZM81 177H82V178L84 177V178L87 179V175L85 176V173H83ZM97 177H98V176H97ZM17 178H16V179H17ZM33 178H34V176L32 177V180H33ZM35 178H37V177H35ZM35 178H34V179H35ZM38 178H40V177L38 176ZM75 178H76V177H75ZM95 178H96V177H95ZM100 178H101V177H100ZM117 178H118V177H117ZM117 178H116V179H117ZM139 178H140V177H139ZM238 178L240 179V176H239ZM242 178H243V177H241V179H242ZM244 178H245V177H244ZM77 179H78V178H77ZM127 179H128V178H127ZM137 179H138V178H137ZM20 180H21V179H19V181H20ZM30 180H31V179H30ZM37 180H38V179H36V182H37ZM41 180H42V178H41ZM98 180H99V179H98ZM131 180H132V179H131ZM133 180H134V179H133ZM140 180H141V179H140ZM146 180H147V179H146ZM151 180H152V178H151ZM151 180H149V182H150ZM227 180H228V176H224V177L221 178V183H224V182H226ZM39 181H40V180H39ZM95 181H97V179H96ZM117 181H119V180H117ZM117 181H116V182H117ZM237 181H238V180H237ZM32 182L35 183L34 181H32ZM42 182H43V180H42ZM42 182H40V183H41V185H42V187H43L44 185H43ZM76 182H77V181H76ZM239 182H240V181H239ZM239 182H238V184H239ZM252 182H253V181H251V183H252ZM20 183H21V181H20ZM29 183H30V182H29ZM33 183H32V184H33ZM40 183H37V184L39 185ZM64 183H65V182H64ZM83 183H84V182H83ZM93 183H94V182H93ZM99 183H100V182H99ZM113 183H114V182H113ZM241 183H242V182H241ZM247 183H248V182H247ZM16 184H18V181H17ZM30 184H31V183H30ZM35 184H36V183H35ZM35 184H33V185H35ZM37 184H36L35 186H38ZM91 184H92V183H91ZM94 184H95V183H94ZM97 184H98V182H96V185H97ZM116 184H117V183H116ZM121 184H122V183H121ZM150 184H151V182H150ZM154 184H155V183H154ZM248 184H249V183H248ZM248 184H247V185H248ZM33 185H32V186H33ZM41 185H40V186H41ZM65 185H66V184H65ZM83 185H84V184H83ZM96 185H95V186H96ZM99 185H100V184H99ZM12 186H13V185H12ZM12 186H11V187L9 186V188H12ZM93 186H94V185H92V187H93ZM97 186H98V185H97ZM108 186H110V188H111V185H110V184H109ZM248 186H250V184H249ZM17 187H18V185H17ZM17 187H16V188H17ZM21 187H23L22 184H21ZM42 187H41V188H42ZM92 187H91V188H92ZM117 187H118V186H117ZM246 187H247V186H246ZM252 187H253V186H252ZM36 188H37V187H36ZM44 188H45V187H44ZM63 188H64V187H63ZM80 188H81V187H80ZM83 188H84V187H83ZM85 188H86V187H85ZM110 188H108V189H110ZM154 188H155V187H154ZM156 188H157V184H156ZM255 188H256V187H255ZM4 189L6 190V188H4ZM4 189L2 188L1 193H0V197H1V200H2L3 202L5 201V197H6V195H7V193L4 192ZM7 189H8V188H7ZM13 189H15V188H13ZM19 189H20V185H19ZM19 189H18V190H19ZM21 189L23 190V188H21ZM59 189H60V187H59ZM87 189H88V188H87ZM89 189H90V188H89ZM97 189H98V188H97ZM114 189H116V186H115ZM150 189H151V188H150ZM16 190H17V189H16ZM18 190H17V191H18ZM33 190H34V186H33ZM46 190H49V189H46ZM83 190H84V189H83ZM91 190H93V189H91ZM94 190H96V188H94ZM94 190H93V191H94ZM137 190H138V189H137ZM231 190H232V188H231ZM252 190H256V189H252ZM252 190H250V191H252ZM259 190H260V188H259ZM9 191H11V190H9ZM12 191H13V190H12ZM12 191H11V192H12ZM23 191H24V190H23ZM23 191H21V190L18 191V192L21 193V196H19L20 194L18 195V196H19V198L17 197L18 199H20L21 197L23 198V196H24ZM38 191H39V190H38ZM44 191H45V190H44ZM60 191H61V190H60ZM76 191H77V190H76ZM80 191H81V190H80ZM93 191H90V190H89V192H93ZM97 191H98V190H97ZM97 191H95V193H97ZM154 191L156 192L157 190H154ZM18 192H17V193H18ZM30 192H31V190H30ZM50 192H51V191H50ZM81 192H83V191H81ZM87 192H88V190H86L85 194H86ZM89 192H88V193H89ZM98 192L100 193V191H98ZM103 192H104V190H103ZM254 192H255V191H254ZM257 192H258V191H257ZM257 192H256V193H257ZM261 192H262V191H260V192H258V193H261ZM263 192H264V190H263ZM5 193H6V194H5ZM8 193H10V192H8ZM12 193H13V192H12ZM15 193H16V192H15ZM44 193H45V192H44ZM48 193H49V191H48ZM62 193H63V191H62ZM88 193H87V195L90 194V193H89V194H88ZM105 193H106V192H104V194H105ZM150 193H151V192H150ZM10 194H11V193H10ZM22 194H23V195H22ZM30 194L32 195V193H30ZM102 194H103V193H102ZM124 194H125V193H124ZM153 194H154V193H153ZM242 194L244 195L245 193L242 192ZM242 194H240V196H242ZM252 194H253V192H252ZM252 194H250V195H252ZM254 194H255V193H254ZM254 194H253L252 196H254ZM261 194H262V193H261ZM263 194H264V193H263ZM8 195H9V194H8ZM27 195H28V194H27ZM41 195H42V194H41ZM46 195H47V194H46ZM90 195H91V198H92V195L94 196V193H93V194H90ZM95 195H96V194H95ZM106 195H107V194H106ZM135 195H136V193H135ZM247 195H248V194L246 193V197H248ZM11 196H12V194H11ZM11 196H10V197H11ZM52 196H53V195H52ZM84 196H85V195H84ZM121 196H122V194H121ZM8 197H9V196H8ZM10 197H9V199H10ZM28 197H29V195H28ZM48 197H49V196H48ZM67 197H68V195H67ZM86 197H87V196H86ZM86 197H84V198H86ZM100 197H101V196H100ZM221 197H222V196H221ZM237 197H238V196H237ZM237 197H236V198H237ZM254 197H255V196H254ZM254 197H251V199L254 198ZM6 198H7V197H6ZM25 198H26V196H25ZM84 198H83V200H84ZM145 198H146V197H145ZM229 198L231 199V198H234V197H233V195L230 194V195L224 197V200L226 201V200L229 199ZM236 198H234L235 201H236ZM239 198H240V197H239ZM241 198H242V197H241ZM248 198L250 199V197H248ZM248 198H247V199H248ZM255 198L257 199V198H260V197L258 196V197H255ZM23 199H24V198H23ZM29 199H30V198H29ZM244 199H245V198H244ZM244 199H242V200H244ZM247 199H246V200H247ZM256 199H253V200H256ZM13 200H14V199H13ZM15 200H16V199H15ZM25 200H26V199H25ZM25 200H24V201H25ZM27 200H28V199H27ZM81 200H82V199H81ZM100 200H101V199H100ZM127 200H128V199H127ZM130 200H131V199H130ZM224 200H223V201H224ZM238 200H239V199L237 198V202H236V204H239V203H240ZM253 200H249V201L252 202ZM258 200H259V199H258ZM262 200H263V198H262ZM262 200H261V201H262ZM7 201H8V198H7ZM11 201H12V200H11ZM22 201H23V200H22ZM24 201H23V202H24ZM28 201H29V200H28ZM39 201H40V200H39ZM94 201H95V200H94V198H93V201H92V202L94 203ZM106 201H107V200H106ZM171 201H172V202L175 201L174 204H175V205H179V206H181V204L184 205V204L189 203V202L186 203V199H185L184 201H182V202H185V203H181V202H180V204L177 203V202H179V201H176V200H171ZM171 201H170V202H171ZM180 201H181V200H180ZM187 201H188V200H187ZM223 201L220 203L221 205H222ZM240 201H241V199H240ZM249 201H248V202H249ZM256 201H257V200H256ZM259 201H260V200H259ZM261 201H260V203H261ZM12 202H13V201H12ZM18 202H19L20 204L22 203V202H20V201H18ZM18 202L16 203V201H15V204H18ZM89 202H90V201H89ZM168 202H169V200H168ZM170 202H169V203H170ZM229 202H230L231 205H230L229 203H227V201H226V203L229 204L230 206H234V205H232L231 200H229ZM241 202H242V201H241ZM248 202H247V203H248ZM250 202H249V204H250ZM254 202H255V201H254ZM4 203H5V202H4ZM4 203H2V205H1V203H0V230H1L2 227H3V229L5 228V229L7 230V231L5 230V231H6L5 234L7 235L8 232L11 233V232L8 231V230H10L11 227L13 228V225H14V224H13L14 222H13V223L10 222V223H11L10 226L13 224V225L10 227L9 224H8V221H7V220L9 219V214H11L12 212L14 213V210H15L14 206H15V204H14V203H13L14 205L12 204L14 209L12 208V209H13L12 212L9 213V211H10V209L8 210L9 206H8L7 209H6L5 207H3V208L1 207V206H3ZM10 203H11V202H10ZM10 203H9V205L11 206ZM86 203H87V202H86ZM192 203H193V202H192ZM243 203L246 204V201L244 200ZM260 203H258V204H260ZM262 203H263V201H262ZM5 204H7V203H5ZM20 204H18V205H19V208H18L17 206H15V207L18 208V209H20V208H21V207H20ZM26 204H27V203H26ZM89 204H91V203H89ZM89 204H88V205H89ZM95 204H96V202H95ZM95 204H94V205H95ZM171 204H172V203H171ZM189 204H190V203H189ZM227 204H226V205H227ZM245 204H244V205H245ZM253 204H254V203H251V205H253ZM24 205H25V204H22V206H24ZM28 205H29V204H28ZM28 205H25V206H27V207L24 206V207H25V210H27L26 208H28V207L30 206V205H29V206H28ZM91 205H92V204H91ZM105 205H106V204H105ZM148 205H149V204H148ZM193 205H194V204H193ZM202 205H205V204H202ZM207 205H208V204H207ZM207 205H206V208H207ZM223 205L225 206L224 203H223ZM229 205H227V206H229ZM239 205H240V207H239L238 205L235 206V207H236V208H237V207L242 208L243 205H242V206H241V204H239ZM246 205H247V204H246ZM246 205H245V206H246ZM254 205H255V204H254ZM260 205H261V204H260ZM4 206H6V205H4ZM95 206H96V205H95ZM99 206H100V205H99ZM120 206H121V205H120ZM169 206H170V205H169ZM169 206H168V207H169ZM230 206H229V207H230ZM248 206H249V205H247V207H248ZM256 206L258 207L257 204H256ZM256 206H254V207L256 208ZM262 206H263V205H261V207H262ZM24 207H23V208H24ZM141 207H142V206H141ZM154 207H156V206H154ZM162 207H163V206H162ZM195 207H197V206L195 205ZM201 207H202V206H201ZM203 207H204V206H203ZM218 207H219V206H218ZM243 207H244V206H243ZM247 207H246V208H247ZM251 207H253V206H251ZM251 207H250V210L254 211V209H253V208L251 209ZM261 207H260V208H261ZM23 208H21L20 210L23 211V210H24ZM91 208H92V207H91ZM198 208H199V206H198ZM198 208H197V209H198ZM215 208H216V207H215ZM222 208H223V207H222ZM224 208H225V207H224ZM248 208H249V207H248ZM31 209H32V208H30V210H29V208H28V212H29V211L31 212ZM144 209H145V208H144ZM201 209H202V208H201ZM204 209H205V207H204ZM204 209H203V211H204ZM207 209H208V208H207ZM209 209H210V208H209ZM217 209H218V208H217ZM229 209H230V208H229ZM231 209H233V208H231ZM20 210H17V211H20ZM32 210L34 211L33 213L35 214L36 211L34 210V208H33ZM92 210H93V209H92ZM172 210H173V209H172ZM199 210H200V209H199ZM235 210H236V209H235ZM242 210H243V209H242ZM250 210H249V212H250ZM263 210H264V209H263ZM15 211H16V210H15ZM17 211H16V212H17ZM97 211H98V210H97ZM106 211H107V210H106ZM178 211H179V210H178ZM213 211H214V209H213ZM216 211H217V210H216ZM236 211H238V210H236ZM239 211L241 212V209H240ZM244 211H245V210H244ZM244 211H243V212H244ZM246 211H247V210H246ZM255 211H256V209H255ZM257 211H258V210H257ZM257 211H256V212H257ZM259 211H260V209H259ZM259 211L257 212L258 214H259ZM25 212H26V211H25ZM28 212H26V213H28ZM43 212H44V211H43ZM99 212H100V210H99ZM108 212H109V209H108ZM121 212H122V211H121ZM180 212H181V211H180ZM200 212H201V210H200ZM206 212H208V211L206 210ZM223 212H224V211H223ZM240 212H239V213H240ZM17 213H18V212H17ZM17 213H16V214H17ZM22 213H24V212H22ZM51 213H52V212H51ZM97 213H98V212H97ZM114 213H115V212H114ZM196 213H197V211H196ZM196 213H195V214H196ZM247 213H248V212H247ZM250 213L253 214L252 212H250ZM34 214H33V216H34ZM147 214H148V213H147ZM200 214H201V213H200ZM206 214H208V213H206ZM206 214H205V215H206ZM218 214H219V213H218ZM226 214H227V213H226ZM230 214H231V213H230ZM248 214H249V213H248ZM261 214H263V213H261ZM261 214H259V215H261ZM11 215H12V214H11ZM14 215H15V214H14ZM19 215H20V213L18 214V216H19ZM24 215H25V214H24ZM29 215L32 216L31 213H29ZM29 215H28V216H29ZM94 215H95V214H94ZM198 215H199V214H197V216H198ZM201 215L203 216L204 213L201 214ZM201 215H199V216H201ZM215 215H216V213H215ZM215 215L213 214L214 217H216ZM238 215H240V214H238ZM249 215H250V214H249ZM263 215H264V214H263ZM18 216H17V218L23 217V216H20V217H18ZM25 216H26V215H25ZM30 216H29V218H30ZM35 216H37V215L35 214ZM35 216H34V217H35ZM74 216H75V215H74ZM98 216H99V215H98ZM129 216H130V215H129ZM133 216H134V215H133ZM189 216L191 217V215H189ZM213 216H212V218H213ZM221 216H222V212H221ZM223 216H224V215H223ZM225 216H226V215H225ZM236 216H237V215H236ZM12 217H13V215H12ZM14 217H15V216H14ZM39 217H40V216H39ZM108 217H109V214H108ZM111 217H112V216H111ZM143 217H144V216H143ZM230 217H231V216H230ZM241 217H242V216H241ZM241 217H239V218H241ZM246 217H247V216H246ZM261 217H262V216H261ZM261 217H260V218H261ZM263 217H264V216H263ZM24 218H26L25 220H27V216H26V217H23V218H22L23 220H22L21 218H20V219H21V221H23V222H25V223H26L28 220L30 221V219H31V218H30V219H28L27 221H24ZM37 218H38V217H37ZM42 218H43V217H42ZM70 218H71V217H70ZM96 218H97V215H96ZM175 218H176V217H175ZM178 218H179V217H178ZM182 218H183V217H182ZM197 218H198V217H197ZM197 218H196V219H197ZM204 218H205V217H204ZM221 218H222V217H221ZM237 218H238V216H237ZM10 219H12V218L10 217ZM10 219H9V220H10ZM15 219H16V217H15ZM34 219H36V218H34ZM40 219H41V218H40ZM40 219H38V220H39V223L41 222ZM43 219H44V218H43ZM49 219H50V217H49ZM51 219H52V218H51ZM64 219H65V218H64ZM89 219H90V218H89ZM110 219H111V218H110ZM117 219H118V218H117ZM123 219H124V218H123ZM125 219H126V218H125ZM133 219H134V218H133ZM138 219H139V218H138ZM207 219H208V218H207ZM216 219H217V218H216ZM216 219H215V221H216ZM243 219H244V218H243ZM262 219H263V218H262ZM18 220H19V219H16L15 224L17 223ZM45 220H48V218L45 219ZM45 220H43V222H44ZM104 220H105V219H104ZM111 220H112V219H111ZM111 220H110V221H111ZM190 220H191V219H190ZM210 220H212L211 217H210ZM217 220L219 221L220 219L218 218ZM260 220H261V219H260ZM19 221H20V220H19ZM49 221H50V220H49ZM49 221H48V223H50ZM54 221H55V220H54ZM63 221H64V220H63ZM69 221H70V220H69ZM96 221H97V220H96ZM100 221H101V220H100ZM127 221H128V220H127ZM165 221H166V220H165ZM194 221H195V220H193V223H194ZM206 221H207V220H206ZM208 221H209V220H208ZM215 221H214V222H215ZM229 221H231V220H229ZM32 222H33V221H32ZM37 222H38V221H37ZM37 222H36V223H37ZM56 222H57V221H56ZM111 222H112V221H111ZM111 222H110V223H111ZM114 222H115V221H114ZM124 222H125V221H124ZM152 222L155 224V221H152ZM152 222L150 221L149 224L147 223L148 226H147V227L145 226V228H148V229H149V232H150L151 230H152V232L155 231V230L153 231V229H154V226H153V225H154V224L152 225ZM176 222H177V221H176ZM203 222H204V221H203ZM222 222H223V221H222ZM261 222H263V221H261ZM261 222H260V223H261ZM6 223H7V224H6ZM19 223H20V222H19ZM19 223H18V225H19ZM25 223H24V224H25ZM41 223H42V222H41ZM51 223H53V222H51ZM168 223H169V222H168ZM168 223H167L166 225L163 224V226H162V224H161L160 227H156V226H155L156 232H154L155 234L153 233V236H151V237H150V235H151L150 233H151V232H150V233L148 232L149 235L146 237V238L150 237V239L148 238V239H147L148 241H146V242L148 243V246L143 247L144 249H142L141 251H142V253H143V251L146 250V249H147L148 251L150 250V251H149V252H151V253H150V254H151L150 257H143L142 255H140V254H142V253H139V252H133V251H131V250H129V249L126 248V250L124 249L125 252L127 251V252H126V254H127V257H126V258H130V259L132 258V259H134V261L137 262V264H138V263H139V264H140V263H141V264H147L148 262H149L148 264H150V261H153L154 264H183V263L186 264L185 261H188V260L191 259V257L188 255V251H189V250H187L186 248H183V246H182L181 248L187 250V252H186V251L183 252L184 250L182 251L183 254H182V253L179 254L181 251H180L179 253H177V254H176V252H174V251H176L175 248H177V247L174 248V245H173L174 243H173L172 241L175 240V237H176V236L173 235V233H175V232H173V228H174V227L170 226L171 224H168ZM173 223H174V222H173ZM189 223H190V222H189ZM201 223H202V222H201ZM206 223H208V222H206ZM216 223L218 224V222H216ZM260 223H259L258 225H260ZM20 224H21V223H20ZM22 224H23V223H22ZM26 224H28V226H29L28 228H29V229L27 228V226H23V225H21V226H22V227H26V229H28V231H29V230H30V224H29V222L26 223ZM26 224H25V225H26ZM37 224H38V223H37ZM42 224H46V223H42ZM42 224H41V225H42ZM56 224H58V223H56ZM66 224H67V223H66ZM80 224H81V223H80ZM98 224H99V223H98ZM156 224H157V223H156ZM199 224H200V221H199ZM212 224H213V223H212ZM217 224H216V225H217ZM31 225H32V223H31ZM41 225H40V226H41ZM58 225H60V223H59ZM99 225H101V224H99ZM145 225H146V224H145ZM214 225H215V224H214ZM261 225H263V223H262ZM261 225H260V227H262V229H263L264 225H263V226H261ZM8 226H9V227H8ZM21 226H20V229H19V230H20L21 233L23 234L24 232H22L23 228H22ZM32 226H34V224H33ZM35 226H36V225H35ZM107 226H108V225H107ZM188 226H189V225H188ZM188 226H187V227H188ZM219 226H220V225H219ZM231 226H232V224H231ZM7 227L10 228V229H7ZM14 227H16V225H15ZM37 227H38V225H37ZM190 227H191V226H190ZM190 227H188V228H190ZM216 227H217V226H216ZM260 227H259V229H260ZM21 228H22V230H21ZM34 228H35V227H34ZM95 228H97V227H95ZM106 228H107V227H106ZM106 228H105V229H106ZM111 228H112V227H111ZM175 228H176V227H175ZM178 228H179V227L177 226L176 229H178ZM213 228H214V226H213ZM218 228H220V227H218ZM233 228H234V226H233ZM250 228H251V226H250ZM16 229H18V228L16 227ZM32 229H33V228H32ZM97 229H98V228H97ZM99 229H100V227H99ZM176 229H175V230H176ZM185 229H186V228H185ZM251 229H252V228H251ZM11 230H12V229H11ZM14 230H15V228H14ZM19 230H18V232H19ZM86 230H88V229H86ZM107 230H108V229H107ZM196 230H197V229H196ZM199 230H200V229H199ZM213 230H214V229H213ZM213 230H212V231H213ZM235 230H236V229H235ZM252 230H253V229H252ZM252 230H251V231H252ZM254 230H255V229H254ZM1 231H3V230H1ZM1 231H0V232H1ZM5 231H4V232H5ZM24 231H25V229H24ZM91 231H92V230H91ZM98 231H99V230H98ZM108 231H109V230H108ZM177 231H178V230H177ZM197 231H198V230H197ZM212 231H211V232H212ZM218 231H219V230H218ZM261 231H262V230H261ZM25 232H26V231H25ZM29 232H31V231H29ZM29 232H28V233H29ZM101 232H102V231H101ZM117 232H119V231H117ZM144 232H146V231H144ZM194 232H195V231H194ZM205 232H206V231H205ZM211 232H210V233H211ZM248 232H249V231H248ZM255 232H256V231H255ZM259 232H260V231H259ZM259 232H258L257 234L255 233V236H250V237H252V238H256V237H258V236H260V237L262 236V237L264 238V233H263V232H262V233H261V232L259 233ZM1 233H3V232H1ZM19 233H20V232H19ZM61 233H62V232H61ZM114 233H115V231H114ZM120 233H121V232H120ZM126 233H127V232H126ZM126 233H125V234H126ZM131 233H132V232H131ZM133 233H134V232H133ZM133 233H132V234H133ZM139 233H140V232H139ZM187 233H188V232H187ZM200 233H201V232H200ZM203 233H204V230H203ZM203 233H202V234H203ZM230 233H231V232H230ZM246 233H247V230H246ZM249 233H250V232H249ZM249 233H248V234H249ZM252 233H253L252 235H254V231H253ZM96 234H97V233H96ZM129 234H130V233H129ZM129 234H128V235H129ZM136 234H138V233H136ZM193 234H194V233H193ZM237 234H238V233H237ZM98 235H99V232H98ZM121 235H122V234H121ZM146 235H147V234H146ZM176 235H178V232H176ZM200 235H201V234H200ZM200 235H199V236H200ZM211 235H212V233H211ZM214 235H215V234H214ZM233 235H234V234H233ZM249 235H250V234H249ZM249 235H248V236H249ZM3 236L6 237L5 235H3ZM3 236L1 237L2 239H3ZM19 236H20V234H19ZM27 236H28L27 233H25L24 236L22 235V237H23L24 239L21 238V239L19 240L20 237L18 238V241H21V240L23 239V241H21L22 244H23L24 242H26V243L29 244V246H28V247H29V250H28L26 253H25L26 248L24 247V246H25V243H24V246L22 245V246L25 248V249H24L25 251L22 249V246H21V248H20V250H23L24 253H25V254H23V255H25L24 258H23L24 261H21V259H20L21 264H54L52 261H50V259H48V257L44 256V254H41L42 256H39V255H37L36 253L33 254V251H36L37 249H35V250H33V251L31 250V248L33 249V246L30 248L31 244L28 242V240H27ZM85 236H86V235H85ZM109 236H110V235H109ZM129 236H130V235H129ZM129 236H128V238H130ZM133 236H134V235H133ZM135 236H136V235H135ZM172 236H174V237H173V240H172ZM190 236H191V235H190ZM201 236H203V235H201ZM7 237H8V236H7ZM7 237H6V239H7ZM77 237H78V236H77ZM77 237H76V238H77ZM87 237H88V236H87ZM112 237H114V236H112ZM194 237H195V236H194ZM196 237H197V236H196ZM234 237H235V236H234ZM41 238H42V237H41ZM84 238H85V237H84ZM95 238H96V237H95ZM97 238H98V237H97ZM117 238H118V237H117ZM126 238H127V237H126ZM184 238H185V237H184ZM189 238H190V237H189ZM197 238H198V237H197ZM199 238H201V237H199ZM227 238H229V237H227ZM227 238H225V239H227ZM235 238H237V237H235ZM248 238H249V237H248ZM8 239H9V238H8ZM82 239H83V238H82ZM91 239H92V238H91ZM187 239H188V238H187ZM225 239H224V240H225ZM229 239H231V238H229ZM4 240H5V239H4ZM4 240H3V241H4ZM24 240H25V241H24ZM31 240H32V238H31ZM121 240H122V239H121ZM124 240H125V239H124ZM127 240H128V239H127ZM130 240H132V239H130ZM145 240H146V239H145ZM171 240H172V241H171ZM195 240H196V239H195ZM209 240H210V239H209ZM231 240H233V238H232ZM260 240H261V239H260ZM38 241H39V240H38ZM95 241H96V240H94V242H95ZM160 241L167 242V243H165L166 246L158 247V245H161ZM206 241H208V240H206ZM222 241H223V240H222ZM249 241H250V240H249ZM0 242H1V240H0ZM21 242H19V243L21 244ZM42 242H43V241H42ZM94 242H93V243H94ZM96 242H98V240H97ZM96 242H95V243H96ZM112 242H113V241H112ZM125 242H126V241H125ZM177 242H178V241H177ZM177 242H176V244H177ZM225 242H226V241H224V243H225ZM2 243H4V242H2ZM7 243L9 244V242H7ZM7 243H5V245H6ZM16 243L18 244V242H16ZM119 243L121 244V241H120ZM123 243H124V242H123ZM211 243L214 244L215 242H211ZM216 243H217V242H216ZM229 243H230V242H229ZM229 243H227V244H229ZM231 243H233V241H231ZM243 243H244V242H243ZM260 243H261V242H260ZM263 243H264V240H263ZM8 244H7V246L11 245V243H10L9 245H8ZM20 244H19V245H16V244H15V245H16V246H20ZM180 244H181V243L178 242V246H180ZM186 244H187V243H186ZM208 244H209V243H208ZM219 244L221 245V243H218V245H219ZM227 244L225 243V245H227ZM255 244H256V243H255ZM255 244H254V245H255ZM15 245H14V247H15ZM72 245H73V244H72ZM87 245H88V244H87ZM89 245H90V244H89ZM183 245H185V244H183ZM218 245H217V246H218ZM225 245L223 244V247H224ZM256 245H258V244H256ZM0 246H2V244H0ZM64 246H65V245H64ZM68 246H70V245H68ZM206 246H207V245H206ZM221 246H222V245H221ZM221 246H220V247H221ZM231 246H232V248H233V245H232V244H230V247H231ZM260 246H261V245H260ZM4 247H5V246H4ZM26 247H27V246H26ZM62 247H63V245H62ZM71 247H72V246H71ZM87 247H88V246H87ZM93 247H94V246H93ZM186 247H187V246H186ZM204 247H205V246H204ZM204 247H202L201 250H202ZM209 247H210V244H209ZM215 247H216V246H214L213 248H215ZM218 247H219V246H218ZM220 247H219V248H220ZM223 247H222V248H223ZM230 247H229V248H230ZM258 247H259V246H258ZM5 248H6V247H5ZM5 248L0 247V264H14V263H15V258H13V257H15V256H13V257L11 256V257H10V255H9L10 253H8V252L11 251V248H12V247H7V248H9L8 250L5 249ZM15 248H16V247H15ZM18 248H19V247H17V249H18ZM178 248H180V247H178ZM211 248H212V247H211ZM211 248L208 249V250H210V252L213 251V248H212V250H211ZM216 248H217V247H216ZM229 248H226V246H225V248H224L223 250H221V251L217 248V249H218L217 251H218V252L220 251L222 257H224L227 261H230V264H251V261H252V260L249 259V258L247 257V256L252 257V256L249 255L250 253L248 254V252L245 251V250H237V251H234V250H231V248H230V250H229ZM246 248H247V247H246ZM88 249H89V248H88ZM197 249H198V248H197ZM233 249H234V248H233ZM260 249H261V247H260ZM6 250H7V251H6ZM20 250H19V251H20ZM58 250H59V249H58ZM60 250H62V249H60ZM121 250H123V249H121ZM147 250H146V251H147ZM177 250H178V249H177ZM203 250H204V249H203ZM208 250H207V252H209ZM4 251H6V252L8 253L9 257H8V255H7V253H3ZM13 251H15V250H13ZM13 251H11V252H13ZM17 251H18V250H17ZM23 251L21 252V254L23 253ZM146 251H145V253H146ZM164 251H169V252H168V256H165V255H167V254H165V253H164L165 255H164L163 253H162L163 255H160L161 252H164ZM172 251H173V252H172ZM178 251H179V250H178ZM196 251H197V252H196V253L194 252L193 255H194V257H198V260L200 259V260H199L200 263H198V262H196V263L193 262V264H197V263H198V264H214V260H215V259L212 260V259H211L212 256H211V258H210L209 253H208V256H207L206 253H205V254H204V253H201L200 249H199V250H196ZM214 251H215V250H214ZM37 252H39V251H37ZM85 252H87V251H85ZM121 252H122V251H121ZM125 252H124V253H125ZM202 252H203V251H202ZM15 253H20V252H16V251H15ZM63 253H64V252H63ZM122 253H123V252H122ZM122 253H121V254H122ZM124 253H123V254H124ZM166 253H167V252H166ZM169 253H173V254H170V255H169ZM211 253H212V252H211ZM246 253H247V256H245ZM260 253H261V252H260ZM12 254H13V253H12ZM21 254H20V255H21ZM87 254H88V253H87ZM123 254H122V255H123ZM147 254H149V253H146V255H147ZM203 254H204V255H203ZM214 254H216V253L214 252ZM214 254H212V255H214ZM244 254H245V255H244ZM14 255H16V254H14ZM89 255H90V254H89ZM106 255H107V254H106ZM106 255H104V256H106ZM143 255H144V254H143ZM146 255H144V256H146ZM217 255H218V254H217ZM260 255H261V254H260ZM16 256H17V255H16ZM18 256H19V255H18ZM18 256H17V257H18ZM125 256H126V255H125ZM125 256H124L123 258H125ZM147 256H149V255H147ZM19 257H20V256H19ZM88 257H89V259H90L91 255L88 256ZM98 257H99V256H98ZM215 257H216V256H215ZM215 257H213V258H215ZM222 257H221V258H222ZM20 258H21V257H20ZM95 258H96V257H95ZM219 258H220V256H219ZM219 258L217 257L216 260L219 259ZM86 259H87V258H86ZM89 259H88V260H89ZM164 259H166V260H164ZM126 260H128V259H126ZM220 260L222 261V259H220ZM258 260H259V259H258ZM78 261H79V260H78ZM84 261H85V260H84ZM96 261H97V260H96ZM98 261H99V260H98ZM162 261H165V263L162 262ZM183 261H184V262H183ZM190 261H191V260H190ZM190 261H189V262H190ZM223 261H224V260H223ZM223 261H222V263H223ZM86 262H88V261L86 260ZM86 262H85V263H86ZM129 262H130V263H129ZM131 262H132V261H128L129 264H131ZM146 262H147V263H146ZM153 262H152V263H153ZM182 262H183V263H182ZM217 262H219V263L221 264L220 261H217ZM17 263H19V261H17V259H16V264H17ZM96 263H97V262H96ZM98 263H100V262H98ZM219 263H216V264H219ZM19 264H20V263H19ZM56 264H57V263H56ZM100 264H101V263H100ZM133 264H134V262H133ZM189 264H190V263H189ZM223 264H224V263H223ZM225 264H226V262H225ZM227 264H229V263H227Z\"/></svg>",
    "mask_w": 264,
    "mask_h": 264
}]
</instances>
